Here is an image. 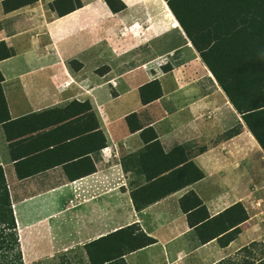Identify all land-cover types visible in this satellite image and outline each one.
Returning <instances> with one entry per match:
<instances>
[{
	"label": "crops",
	"instance_id": "crops-1",
	"mask_svg": "<svg viewBox=\"0 0 264 264\" xmlns=\"http://www.w3.org/2000/svg\"><path fill=\"white\" fill-rule=\"evenodd\" d=\"M53 1L25 5V0H0V42L15 51L0 60L11 114L8 124H0V164L5 170L25 264L100 263L123 247L120 237L103 238L132 224H136L137 232L143 231L157 241L124 254L126 264H218L235 260L243 247L263 239L260 220L264 209L255 214L248 209L250 218L227 246H221L218 238L200 244L180 205V198L190 189L201 196L211 216L241 200L230 192L204 197L207 186L200 185L212 172H207L199 159L211 156L208 166L213 163V174L218 176L214 181L224 182L228 174H236L248 182L252 171L240 166L235 169L233 156L238 153L239 161L252 160L248 148H254L264 161V150L247 126L239 135L193 157L205 171L203 179L141 210L135 207L131 192L145 184L146 178L132 169L125 171L122 159L145 144L140 131H130L125 117L155 102L144 105L139 87L159 76H142L137 70L144 66H125L122 55L142 48L147 55L143 63L154 70L158 59L177 49L186 47L192 55L168 72L172 78L167 79L163 96L174 101L177 108L167 114L171 121L166 140L155 120L145 116L154 120L166 151L178 144L187 148V138H203L193 141L202 143L204 138L219 135L222 106L234 108L167 1L124 0L127 8L114 13L105 0H81L83 6L63 16L50 7ZM115 29L117 47L95 46V36L109 38ZM112 54L118 56L117 64H122L119 73ZM90 55L98 61L91 68L87 62ZM72 59L82 63L78 70L69 64ZM100 64L110 69L97 73ZM202 75L207 76L205 81ZM112 82L121 85L117 96L110 90ZM125 93L139 97L138 110L119 107ZM209 112L213 117L209 115L211 119L206 120ZM183 116L195 125L190 123L181 133L173 119ZM244 136L251 146H236ZM19 171L25 177H19ZM228 180L237 182L233 177ZM211 184L208 187L217 188ZM92 242L89 251L86 245ZM119 260L107 263L120 264Z\"/></svg>",
	"mask_w": 264,
	"mask_h": 264
},
{
	"label": "trees",
	"instance_id": "trees-1",
	"mask_svg": "<svg viewBox=\"0 0 264 264\" xmlns=\"http://www.w3.org/2000/svg\"><path fill=\"white\" fill-rule=\"evenodd\" d=\"M35 1L37 0H25V5ZM105 1L114 13L127 8L124 0ZM166 1L202 60L264 150V0ZM49 5L58 11L59 16L83 6L81 0H55ZM14 54L13 48L8 47L5 42H0V60ZM69 64L76 70L82 66L77 59L70 60ZM109 69L110 67L105 64L97 68L96 72L103 74ZM162 69L164 72H170L174 65L167 63ZM4 80L5 76L0 69V124L6 125L11 120V114L3 89ZM112 94L118 95L115 90ZM139 94L144 105L161 98L163 88L160 79L154 78L142 84L139 87ZM125 119L131 132L140 131L145 144L138 152L128 154L122 159L125 171L132 169L146 178L145 184L131 192L137 210L206 176L205 171L193 157L207 151L209 148L207 144L196 146L193 150L178 144L166 151L157 129L152 124L153 119L147 120L142 112L137 111L129 113ZM243 129L242 124L233 126L223 132L221 140H229L242 133ZM18 175L25 177L20 171ZM180 205L187 214L189 224L194 228L200 244L218 238L221 246H227L241 233V224L250 218L242 200L211 216L207 204L194 189H190L180 198ZM116 236L120 237L119 241L123 247L96 264H109L107 262L114 258H120V264H126L122 259L124 254L157 241L143 231L137 232L136 224L120 229L103 239H112L110 237ZM260 242L255 240L250 244ZM94 243L86 245L89 251ZM249 247L250 245L242 249L247 251ZM226 260L218 264H224ZM0 264H25L2 164H0ZM235 264H264V255L257 259H249L245 255L242 261Z\"/></svg>",
	"mask_w": 264,
	"mask_h": 264
},
{
	"label": "rangeland",
	"instance_id": "rangeland-1",
	"mask_svg": "<svg viewBox=\"0 0 264 264\" xmlns=\"http://www.w3.org/2000/svg\"><path fill=\"white\" fill-rule=\"evenodd\" d=\"M100 10H102L100 8ZM137 12V7H134V13L136 14ZM117 36V30H112V32L110 33L109 38H104L103 40H100L99 37L95 36V46L96 47H117V41H116V37ZM176 33H175V37H176ZM100 42V43H99ZM161 48H165V47H161ZM142 48H138L136 51H132L131 53H127L125 55V57H122L125 61V66L128 65H140V66H144L142 67V69L137 70L139 73H141V75L143 76V74L145 73L146 75H148V77H156L159 76V79L162 83V88H163V95L165 93V85L167 82V79H171L172 77H169L168 72H164L162 69V66L164 64H170V65H174L177 66L178 64H180L183 60L191 57V53L189 51V49H187L186 47L181 48V49H177L175 51L174 54L169 55L167 58L164 57V59H158V64L156 65V70H154L151 67H148L147 65H145L146 63H143V61L145 60V58L143 56H147L146 54L142 53ZM113 55V59L116 61L115 64H113L116 67V73H119V69L118 67L120 66V68H122V64L119 65L117 64V60L118 56L117 55ZM165 56V55H163ZM87 62H88V67L91 68V66H95L97 65L98 61L96 58H94V56L90 55L87 58ZM114 62V61H113ZM160 64L161 69H158ZM103 64H100V66ZM123 69V68H122ZM123 71V70H122ZM171 72V71H170ZM144 74V75H145ZM173 76V74H172ZM201 80L205 81L207 79V76L202 75L200 76ZM181 78H184L183 76ZM117 81V80H116ZM144 82V80H143ZM118 85V86H117ZM120 83L117 84V82H112L110 83V90L112 91H117L118 88H120ZM219 96L216 95V98H218ZM215 98V99H216ZM140 103V99L138 97V99L135 97V95L133 93L130 94H126L124 95V97L120 100L119 102V107L126 105L127 108H135V110H138V106ZM182 103H179V106ZM221 105H223V103H221ZM222 111L221 113V117L220 118V124L219 126L221 127L220 130L222 133H220L219 135L210 138L207 137L206 139L204 138L202 143H194L193 141H198V139H203V138H191L188 139L187 141L188 143H190L189 145H187V149L189 150H193V148L195 146H199V145H203V144H207L209 147L213 146L215 144H219L221 142H224L221 140V137L223 134V132L227 131L228 129L232 128L233 126L242 124L243 127L246 126V123L244 122L242 116L240 113H238L236 111V109L234 110V108H230V110L226 109V107L222 106ZM176 104L174 101L170 100L167 101L165 99L164 96H162L161 98H159L158 100H156L153 104H151L149 107L145 108L142 110L143 115L145 116H149L152 117L155 122V126L158 129V131L160 132L163 140H166L168 138V134H167V129L168 126L170 125V121L171 119L167 118V114L173 110L176 109ZM144 111V112H143ZM207 116H205L206 120H210L211 118H209V115H212L210 112L208 114H206ZM174 124L178 127V131L179 132H184L186 129H188L187 127H189L190 123H193V125H195L194 122H191V119L188 118L187 116H183V117H179L178 119L175 118L173 119ZM199 123H203V120L198 119ZM202 127V124H201ZM246 128V127H245ZM244 130V129H243ZM250 144V139L247 138V136H244L242 138H240L237 143L236 146L240 147V146H246ZM248 151H250V154L252 155V160L248 159V160H242L239 161L240 159V154H236L233 157L235 158L234 160V166L235 169H238L240 166V169H245L247 168L248 170L252 171V175L250 177V180L244 181L241 180V178H243L241 175H232V174H228L227 176V180H225L224 182L222 181H214L218 178V176H214L213 172H215L214 169V164L212 163V167L208 166V162L211 159L210 155H206L203 159H199L200 162L203 163V166L205 168V170L207 172L210 173V171L212 172L209 176V178H207L200 186H204L206 185L207 188L203 191V195L204 197H213V193L216 194H221V195H225L228 194L230 192V195H236V199H241L243 201V203L246 205L247 209H252L251 211L253 212V214H255L256 211H259L260 209H264V161L263 159H261V157H258L256 155L257 151L254 148H248ZM241 165H240V163ZM233 177L235 180H237V182H230L228 180V178ZM243 181V182H242ZM217 184V188L213 189L212 187H208V184ZM211 184V185H212ZM200 186L199 190H200ZM201 192V191H200ZM254 209H258V210H254ZM260 225L262 227V230L264 231V218H262L260 220ZM254 234H258V233H254ZM258 241H261L258 244H250V247L247 251H243L241 256H237V258H235V260H233L232 258H229L226 260V262L224 264H235L236 262H240L244 259L245 255L249 257V259H257L260 258V256L264 255V237L263 239H259ZM239 259V261L237 260Z\"/></svg>",
	"mask_w": 264,
	"mask_h": 264
},
{
	"label": "bare ground",
	"instance_id": "bare-ground-1",
	"mask_svg": "<svg viewBox=\"0 0 264 264\" xmlns=\"http://www.w3.org/2000/svg\"><path fill=\"white\" fill-rule=\"evenodd\" d=\"M170 10V9H169ZM175 22V21H174Z\"/></svg>",
	"mask_w": 264,
	"mask_h": 264
}]
</instances>
